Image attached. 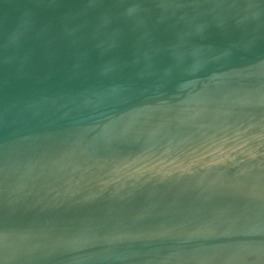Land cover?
Returning a JSON list of instances; mask_svg holds the SVG:
<instances>
[{"label":"water","instance_id":"95a60500","mask_svg":"<svg viewBox=\"0 0 264 264\" xmlns=\"http://www.w3.org/2000/svg\"><path fill=\"white\" fill-rule=\"evenodd\" d=\"M0 264H264V0H0Z\"/></svg>","mask_w":264,"mask_h":264}]
</instances>
